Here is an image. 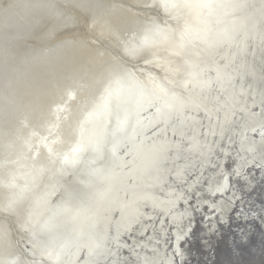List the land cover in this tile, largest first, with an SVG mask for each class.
I'll list each match as a JSON object with an SVG mask.
<instances>
[{
  "label": "water",
  "instance_id": "1",
  "mask_svg": "<svg viewBox=\"0 0 264 264\" xmlns=\"http://www.w3.org/2000/svg\"><path fill=\"white\" fill-rule=\"evenodd\" d=\"M191 1L196 14H227L214 6L226 0ZM230 1L242 8L234 35L230 27L211 33L194 24L184 45L157 53L173 61L169 82L116 84L105 117L106 157L87 169L89 153L78 181L76 172L68 180L55 175L57 203L19 250L26 264H264V49L254 52L258 37L248 42L258 26L264 30V14L258 0ZM174 2L193 11L190 2ZM154 44L137 58L156 53ZM158 58L141 68L124 64L165 76ZM251 126L255 150L243 135Z\"/></svg>",
  "mask_w": 264,
  "mask_h": 264
},
{
  "label": "bare ground",
  "instance_id": "2",
  "mask_svg": "<svg viewBox=\"0 0 264 264\" xmlns=\"http://www.w3.org/2000/svg\"><path fill=\"white\" fill-rule=\"evenodd\" d=\"M174 1L0 0V264H26L19 250L32 240L30 227L57 203L55 175L62 172L68 180L69 173L76 172L78 181L87 171L80 173L79 168L89 153L87 169L106 157L105 117L116 84L169 82L164 77L173 71L167 67L173 61L157 53L184 45L194 24L203 22V30L211 33L230 27L234 35L241 23L238 2L214 4L217 11H227L219 17L196 14L197 4L191 0L185 5L190 2L193 11H181ZM263 1L258 0L261 16ZM263 31L258 26V34L248 37V42L258 37L254 52L264 49ZM195 40L191 42L197 49L200 39ZM150 43H156V53L153 48L147 52ZM144 48L146 54L137 58L136 52ZM155 56L161 60L155 67L165 76L138 69ZM124 61L141 64L130 70ZM258 125V148L264 157V123ZM247 129L242 133L255 150L256 126ZM263 159L258 157L260 163ZM170 208L165 206L166 213Z\"/></svg>",
  "mask_w": 264,
  "mask_h": 264
}]
</instances>
